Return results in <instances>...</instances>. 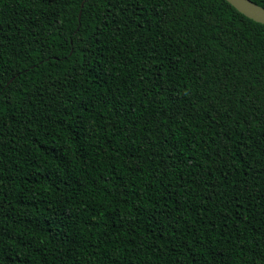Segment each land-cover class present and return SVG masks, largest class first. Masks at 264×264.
I'll use <instances>...</instances> for the list:
<instances>
[{
	"label": "trees",
	"instance_id": "obj_1",
	"mask_svg": "<svg viewBox=\"0 0 264 264\" xmlns=\"http://www.w3.org/2000/svg\"><path fill=\"white\" fill-rule=\"evenodd\" d=\"M0 264H264V25L0 0Z\"/></svg>",
	"mask_w": 264,
	"mask_h": 264
},
{
	"label": "water",
	"instance_id": "obj_2",
	"mask_svg": "<svg viewBox=\"0 0 264 264\" xmlns=\"http://www.w3.org/2000/svg\"><path fill=\"white\" fill-rule=\"evenodd\" d=\"M246 18L264 25V8L251 0H225Z\"/></svg>",
	"mask_w": 264,
	"mask_h": 264
}]
</instances>
